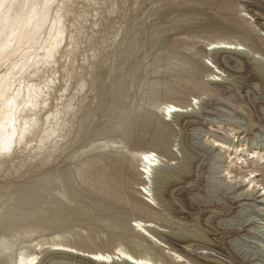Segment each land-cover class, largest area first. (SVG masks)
<instances>
[{"label":"bare ground","instance_id":"bare-ground-1","mask_svg":"<svg viewBox=\"0 0 264 264\" xmlns=\"http://www.w3.org/2000/svg\"><path fill=\"white\" fill-rule=\"evenodd\" d=\"M146 1L57 0L58 3H64L68 7L61 10V17L57 21L55 30H52L49 24L38 31L40 20L30 19V8L25 10L16 7L11 16L5 11L2 24L5 32L3 40L7 44L11 37L12 46L18 55L13 57L12 61H8L5 57L6 63L0 66V76L3 77L5 88L10 87V82H14L17 89L21 84L24 85L21 96L22 103L26 106L22 110L23 119L16 125L17 148L14 155L0 161V264L73 262L225 264L227 262L220 260L223 258H220L222 255L219 259L218 256L216 258L210 256L211 254L205 256L206 251L202 254L195 253L201 249L214 250L215 253L216 248L222 247L218 246L216 240L199 226L200 221H204V224L209 223L208 215L200 217L194 227L192 226L194 230L187 235L184 233L168 235L163 229L166 223L181 225L180 217L185 216L186 212L177 208V201L172 200V195L176 187H195L197 181L194 179V173L206 158L182 139L180 149L184 163L180 170L169 171L170 169H163L159 164L161 148L164 150L168 146L174 147L164 136L168 123L176 122L182 128L192 127L195 124L194 118L197 117L191 114L193 110L191 103L196 97L190 101V104L183 105L176 100L163 97L167 83L144 81L143 86H147V89L140 92L141 94L135 93L129 96V90L122 94L124 105L117 111L123 113L125 117L131 116L133 123L131 129L154 133L156 136L151 142L160 149L155 150L147 145L126 148L111 141L103 144L101 148L105 152L101 154L94 153L80 157L78 153L81 149L78 145L88 133L91 130L96 133L102 131L108 120L106 118L115 111L110 106L101 116V119L105 120L100 119V123L97 124H93L90 120L93 105L92 99H88L86 93H83L86 83L92 76H94L92 79L95 78L93 82H96L101 77L110 75L111 72H107L106 69L114 71V68H108L111 67L110 64L105 70L103 68L104 71L94 70L95 63L90 57H95L100 48H106L108 41L111 40L109 36L116 32H125L137 37L136 29L141 28L147 19L144 16L139 18L142 14L137 15V13L133 17L131 12ZM244 1L247 4L242 5V0H182L180 5H176L177 7H187L188 10L199 9L203 13L208 11L216 13L226 22L222 23L220 28L228 34L226 37L202 41V44L205 43L204 48L197 50L176 43L171 44L170 47L166 46L169 49L167 52L164 51L165 56L171 58L167 59L168 67H165V71L154 69L150 74L147 73V76L160 73L165 79H175L176 83L183 82L186 85L192 83L194 86H199L204 95L211 94L216 92L215 84L221 77H225V68L229 62L236 63L238 69H241V56L248 59L244 53L251 44L253 46L251 58L255 62L254 77L264 84V64L257 61V56L264 57V48L262 49L253 39V37H257L258 40L263 39L260 32L262 30L264 32V29L262 27L256 31L252 25L247 24L249 19L246 18V14L255 16V11H259L264 17V0ZM120 6L125 7L121 12H117L120 13L117 17L116 10ZM36 15L39 17V10ZM114 15L116 18L113 17ZM55 16L53 10L52 18ZM245 24L248 26L246 27ZM226 25L229 30L225 29ZM13 30L18 34L13 35ZM141 30L145 32L143 26ZM154 41L153 35L145 32V36L140 41L142 45L140 48L151 45ZM82 46H88V50H81ZM129 48L127 52H120L121 59L132 56L133 47L129 46ZM49 49H55L57 55L49 58ZM176 49L181 53L186 51L182 60L180 55L179 60L173 58ZM171 50L175 54L171 55ZM111 51L110 59L113 57ZM211 52L215 54L213 59L208 57ZM78 57L81 59L79 60ZM105 58L103 57L99 62L100 68L105 65ZM79 61L81 64L78 63ZM9 73L12 75L9 76ZM202 76L206 79L200 82ZM228 76L231 74L228 73ZM29 85L32 86L31 89ZM115 99L117 101L118 97ZM235 130V128L231 129V131ZM11 131L12 127L9 123L3 134L7 135ZM243 133L244 131H237L232 139L239 138ZM21 135L24 137L23 144L19 143ZM225 140L227 139H213L211 147L227 149L224 150L223 155L227 156L226 159H230L228 164H231V167L246 162L240 158L238 152L250 153L251 159L257 157L263 159L264 149L248 146L245 139L236 141V146L233 141L232 144L229 140ZM172 156L173 152L169 162L175 159ZM63 167L68 177V186L75 185L77 179L83 182L89 181L92 185L90 192L104 199H110L113 209L124 210L126 216H130V224L122 220L118 225L111 227V232L108 234L104 232H102L104 234H99L100 232L96 234L98 230L91 233L90 230L95 229V225H84L80 210L77 213L67 208L56 207L61 203L56 193L61 197L68 196L71 192L66 186L64 188L66 190L61 191V186L56 183ZM157 172H159L158 186L154 189L152 179ZM231 172L227 170L226 175L230 176ZM258 172L257 169L248 170L250 177L244 175L243 181L249 180V183H254L255 177L261 176ZM256 184L262 186L263 193L259 196H264V185L259 181ZM262 201L264 202V198ZM156 205H159L162 211H166V215L156 211ZM170 212L175 218L178 217V222L169 221L167 216L172 215ZM107 221L104 215L97 220L96 225L101 226ZM74 227L82 229L75 231ZM116 229L121 230V233L119 231L114 233Z\"/></svg>","mask_w":264,"mask_h":264},{"label":"rangeland","instance_id":"rangeland-1","mask_svg":"<svg viewBox=\"0 0 264 264\" xmlns=\"http://www.w3.org/2000/svg\"><path fill=\"white\" fill-rule=\"evenodd\" d=\"M181 1L182 0H147L140 7L134 8L133 12H131L132 15L130 13L133 17L136 13L137 15L142 14L139 18L142 16L146 17L147 20L143 22L142 26L145 32L153 35V39L156 42L154 41L151 45L140 48V46H142L140 41L145 36V32L141 30V26V28L138 27L136 29V33L138 34L137 37L126 34L125 32H116L112 34L109 36L111 40H109L110 43L108 41L106 48H100V50L96 52L95 57H90V60L95 63L94 70L104 71L109 64L111 67L108 68H114V71H108V69H106V71L111 72V74L101 77L99 81L93 82L95 78L92 79L94 77L92 76L86 83L83 93H86L88 99H92L93 105L91 107L93 111L90 120L93 124L100 123L101 116L110 106L113 107L115 111L112 113L113 115L111 114L106 118L108 120L106 124H104V129L100 131L102 134H100V132H92L91 130L90 133L92 135L90 133H88L87 136L85 135L86 138L78 145L81 147V151L79 150L78 152L81 156L79 154L78 156L85 157L94 153L101 154L104 151L101 148L103 144L111 141L126 148L147 145L155 150H157V148L160 149L158 145L151 142V139L156 136L154 133L148 131L139 132V130L135 128L131 129L133 124L131 116L125 117L123 113L117 111L124 105L122 94L126 90H129V96L135 93L141 94L140 92L147 89V86H145L146 88L143 86L145 84L144 81L154 80L167 83V90L163 92L164 98L176 100L183 105H188L190 101L196 97V100H193L191 103L193 108L191 114L197 117L194 118V121H196L194 122L195 124H193L192 127L182 128L179 124H176V122L168 123L166 130H164V136L168 143L173 144L174 147L168 146V148H165L167 150L161 148L162 155H160L159 164L163 169H170L169 171L178 172V170H180L181 165L184 163L180 149V142L182 139H184L192 149H195V151L201 153L206 158L203 159L200 168L194 173V179L197 181L195 187H176L172 195V200L177 201V208H181L186 212L185 216L180 217L182 218L180 219L181 225L166 223L163 229L168 235L180 233L187 235L191 230H194L193 227L200 217L203 218V215H208L210 218L209 223L204 224V221H200L199 226L205 229L204 231L207 235L216 240L218 246L220 245V247H222L216 248L215 253L214 250H210V252L208 249H201L195 251V253L202 254L206 251V255L203 254V256L211 254L210 256L214 258L217 256V258H219L222 255L220 258L223 257L225 260L223 258L219 259L224 261V263L226 261L229 262H226L227 264H258L262 254H264V202L262 201L264 196H259L263 193V190L261 189L262 186H259L256 182L259 181L264 185V155L261 152L263 159H259V157L251 159L252 157H249L250 153L246 151L238 152L240 158L246 162L243 161L242 164L238 163L237 166L231 167V164H228L230 159H226L227 156L225 157L223 155L224 150L227 151V149L211 147V141L219 138V140L227 139L225 141L229 140L231 143L233 141L234 145L236 141L240 142L245 139L248 146L252 145V147L264 149V84L263 81L254 77L255 62L251 58L253 46L249 44V47L245 49L244 54L248 56V59H244L245 57L243 58V56H241V69H238L236 63L230 64L229 62V64L226 65L225 77H221L220 81L215 84L214 87L216 88V92L214 91L211 94L208 93L204 95L203 92L200 91V87L194 86L192 83L186 85L183 82L176 83L175 79H165L160 73L147 76V73L150 74L154 69L165 71V67H168L166 63H169L167 59H171L169 56H165V52L168 51L167 49H169L171 44L176 43L181 46H186L187 48L194 47L193 50H197L204 48L205 43L202 44V41L205 42L207 41L206 39L226 37L228 34L227 31H225L227 33H224L220 28V25L226 22L221 20L216 13L212 11L203 13L199 11V9L188 10L187 7H177L181 4ZM242 1V5L247 4L244 0ZM123 7L125 6L118 7L116 13L121 12ZM257 12L259 11L254 12L257 17H251L249 14H246V18L249 19L247 24L252 25L256 31L262 27L264 29V17L260 15V12L257 15ZM116 13L115 15L118 14ZM115 15L113 17L116 18ZM119 15L120 13L117 17H119ZM247 24H245L246 27L248 26ZM151 25L155 26L152 27ZM225 29L229 30L227 25ZM262 31L260 32V36H262L263 39L258 40L257 37H253V39L255 43L263 49L264 32ZM129 46L133 47L132 56L121 59L122 53L120 52H127L128 49H130ZM87 48L88 46H82L81 50H88ZM115 49L117 50L116 52H119L116 53ZM176 50L175 52L177 55L172 50V52H170L171 55L175 54V56H173L175 60H179L181 56L182 60L184 55H186L184 54L186 51L179 49L182 51L181 53L178 49ZM110 51L113 52V57L111 59ZM160 51H163V53H161L162 55L159 53ZM210 54L211 55L208 56L209 59H213L215 54L212 52ZM106 56L109 57L107 58ZM103 57H106V62H104L105 65L100 68L99 62ZM217 57L218 56H216V58ZM257 58L260 64H264V57L257 56ZM78 59L80 60L81 57H78ZM78 63H80V61ZM228 73H230L231 76L227 77ZM205 79L206 78L202 76L200 82ZM138 84H140V86H138ZM254 85H257V87H254ZM117 97L118 100L116 101L115 98ZM196 101L198 102L195 103ZM115 112H117L116 115ZM102 120L105 119H101V121ZM232 128L236 130L231 131ZM237 131H244V133L241 134L239 138L232 139ZM91 151L93 153H91ZM170 151L171 153L173 152L172 157L175 158L172 162H169V157L171 155ZM232 157L233 155L231 158ZM252 162H254V164H252ZM64 168L65 167H63L61 173H59V177H56V183L61 186V191L66 186V189H71V192L68 196L61 197L56 193L57 198L61 199V203L56 207L67 208L74 212L80 210L79 213L80 216L83 217L84 225H95V229L90 230L91 233H95L98 230L96 234L99 232V234H108L111 232V227L118 225L122 220H126L129 222L128 224H130V216H126L127 213L124 210L113 209L110 199H104L95 195L92 191L90 192V186L92 185L89 181L83 182L77 179L75 185L71 184L72 188L68 186V177ZM250 169H257L259 170L258 173L261 174V176L255 177L254 183H249V180L243 181L244 175H246L247 178L250 177L248 175V170ZM227 170L232 171L230 176L226 175ZM158 174L159 172L155 173L152 179L154 189L158 186ZM107 204H109V206H107ZM155 210L162 212V215H166L167 213L166 211H162L163 209L159 205H156ZM170 213L172 214V212ZM104 215L107 217V223L101 226L98 224L96 225L97 220ZM167 217L170 222L175 223L178 218H175L173 214ZM183 222L186 223L183 224ZM78 229L82 228H73L75 231ZM118 231L121 233V230L117 229L114 230V233ZM66 263L70 262L66 261ZM70 264L83 263L73 262Z\"/></svg>","mask_w":264,"mask_h":264},{"label":"snow or ice","instance_id":"snow-or-ice-1","mask_svg":"<svg viewBox=\"0 0 264 264\" xmlns=\"http://www.w3.org/2000/svg\"><path fill=\"white\" fill-rule=\"evenodd\" d=\"M16 7L24 8L25 10L31 9L30 19H39L40 25L38 31L51 25L52 30H55L57 21L60 20L61 10L68 7L64 3H58L57 0H0V66L6 63L5 57L8 61H12L13 57L17 56L18 53L12 46L11 37L7 44L4 43L3 37L5 32L2 28L3 17L5 11L11 16L12 11ZM39 10L40 15L37 17V11ZM55 10L56 16L52 18V12ZM18 33L13 30V35ZM43 51V49H41ZM57 52L55 49H49V58L55 57ZM12 74L9 73V76ZM24 85L21 84L20 88L17 89L14 82H10V87L5 88L3 84V77L0 76V161L11 158L17 148V137H16V125L20 122L22 117V110L26 106L22 103V90ZM31 89V85L28 86ZM30 107V105H27ZM11 124L12 131L7 135H4L5 128ZM27 128V125H25ZM19 143H24L23 135L19 138ZM258 264H264V254Z\"/></svg>","mask_w":264,"mask_h":264}]
</instances>
